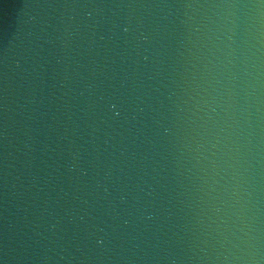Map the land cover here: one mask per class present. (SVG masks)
<instances>
[{"label": "water", "instance_id": "obj_1", "mask_svg": "<svg viewBox=\"0 0 264 264\" xmlns=\"http://www.w3.org/2000/svg\"><path fill=\"white\" fill-rule=\"evenodd\" d=\"M0 264H264V0H0Z\"/></svg>", "mask_w": 264, "mask_h": 264}]
</instances>
